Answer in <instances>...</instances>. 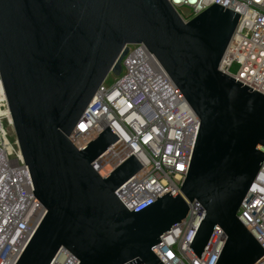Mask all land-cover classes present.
I'll use <instances>...</instances> for the list:
<instances>
[{"label": "water", "instance_id": "water-1", "mask_svg": "<svg viewBox=\"0 0 264 264\" xmlns=\"http://www.w3.org/2000/svg\"><path fill=\"white\" fill-rule=\"evenodd\" d=\"M239 15L212 4L183 20L169 0H0V81L16 141L44 215L15 264H50L65 248L78 264H164L161 235L203 208L190 244L213 228L216 264H258L263 250L237 211L264 161V94L219 69ZM143 43L199 118L180 192L140 211L115 190L141 165L131 155L106 176L92 161L117 140L105 127L78 149L68 136L129 44Z\"/></svg>", "mask_w": 264, "mask_h": 264}, {"label": "built area", "instance_id": "built-area-1", "mask_svg": "<svg viewBox=\"0 0 264 264\" xmlns=\"http://www.w3.org/2000/svg\"><path fill=\"white\" fill-rule=\"evenodd\" d=\"M169 2L185 21L212 4L238 13L219 69L264 94V0ZM121 66L111 86L104 85L105 77L68 138L80 149L106 126L115 133L117 140L92 161V166L104 177L128 157L135 156L140 169L115 194L128 210L140 211L164 194L180 192L200 122L180 89L143 43L128 45ZM3 96L0 107L6 106L10 115ZM188 206L186 216L161 235L152 251L164 264H216L224 232L216 225L202 254L197 256L190 244L203 208L196 200L188 202ZM43 215L44 207L33 194L17 141L8 138L0 117V264H15ZM237 217L259 242L263 255L258 264H264V161ZM50 264H78V259L60 248Z\"/></svg>", "mask_w": 264, "mask_h": 264}, {"label": "rangeland", "instance_id": "rangeland-1", "mask_svg": "<svg viewBox=\"0 0 264 264\" xmlns=\"http://www.w3.org/2000/svg\"><path fill=\"white\" fill-rule=\"evenodd\" d=\"M183 13H185V10H183ZM232 70H234V68H232ZM117 78V75H114L112 72L109 73L104 81V85L105 86H111L115 80ZM5 109H6V106H1L0 107V111H2V113L0 112V117H1V120H2V123L5 127V130L7 132V135H8V138L12 141H16V137H15V133H14V130H13V126L11 123L8 122V120L5 118L4 114L7 116L8 114L5 112ZM4 111V112H3ZM8 117V116H7ZM8 119L10 120V117H8ZM11 122V120H10Z\"/></svg>", "mask_w": 264, "mask_h": 264}, {"label": "bare ground", "instance_id": "bare-ground-1", "mask_svg": "<svg viewBox=\"0 0 264 264\" xmlns=\"http://www.w3.org/2000/svg\"><path fill=\"white\" fill-rule=\"evenodd\" d=\"M263 94V93H262ZM4 92H3V88H2V86H0V98H4ZM1 113H2V111H0ZM4 112V111H3ZM7 114H8V112L7 111H5ZM8 117H10V115H7ZM10 120H11V117H10Z\"/></svg>", "mask_w": 264, "mask_h": 264}]
</instances>
